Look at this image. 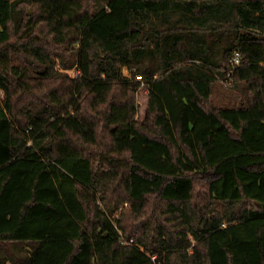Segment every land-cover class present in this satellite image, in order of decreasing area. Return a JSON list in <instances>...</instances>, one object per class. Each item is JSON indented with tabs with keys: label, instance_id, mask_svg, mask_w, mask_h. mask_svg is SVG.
<instances>
[{
	"label": "trees",
	"instance_id": "1",
	"mask_svg": "<svg viewBox=\"0 0 264 264\" xmlns=\"http://www.w3.org/2000/svg\"><path fill=\"white\" fill-rule=\"evenodd\" d=\"M0 264H264V0H0Z\"/></svg>",
	"mask_w": 264,
	"mask_h": 264
},
{
	"label": "rangeland",
	"instance_id": "2",
	"mask_svg": "<svg viewBox=\"0 0 264 264\" xmlns=\"http://www.w3.org/2000/svg\"><path fill=\"white\" fill-rule=\"evenodd\" d=\"M77 71L75 69H71L69 71L70 74L75 75ZM123 73L126 76H129V72L124 68ZM144 94H138L137 100H138V107H139V116L142 115L143 111V96ZM237 91L232 89L230 86L226 85L225 79H219L217 83L214 86L213 91V101L218 104L222 105H231L235 99H236Z\"/></svg>",
	"mask_w": 264,
	"mask_h": 264
},
{
	"label": "built area",
	"instance_id": "3",
	"mask_svg": "<svg viewBox=\"0 0 264 264\" xmlns=\"http://www.w3.org/2000/svg\"><path fill=\"white\" fill-rule=\"evenodd\" d=\"M240 61V54L238 51L234 52V54L230 57L229 62H228V70L226 73V78H225V83L226 85H230L231 84V73L233 72V70L236 68V66L239 64ZM136 79H141V76L136 75ZM113 217H117V214L114 213L112 215Z\"/></svg>",
	"mask_w": 264,
	"mask_h": 264
}]
</instances>
